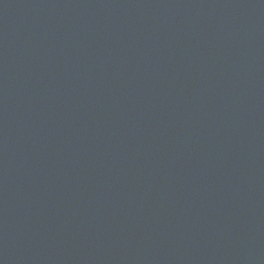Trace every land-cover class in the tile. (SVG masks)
I'll list each match as a JSON object with an SVG mask.
<instances>
[{"label":"water","instance_id":"95a60500","mask_svg":"<svg viewBox=\"0 0 264 264\" xmlns=\"http://www.w3.org/2000/svg\"><path fill=\"white\" fill-rule=\"evenodd\" d=\"M0 264H264V0H0Z\"/></svg>","mask_w":264,"mask_h":264}]
</instances>
